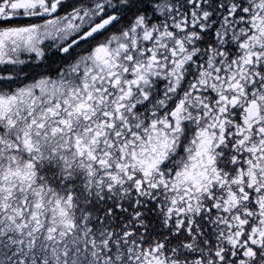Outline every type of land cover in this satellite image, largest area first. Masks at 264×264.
<instances>
[{
  "label": "snow or ice",
  "instance_id": "obj_1",
  "mask_svg": "<svg viewBox=\"0 0 264 264\" xmlns=\"http://www.w3.org/2000/svg\"><path fill=\"white\" fill-rule=\"evenodd\" d=\"M0 264H264V0H0Z\"/></svg>",
  "mask_w": 264,
  "mask_h": 264
}]
</instances>
